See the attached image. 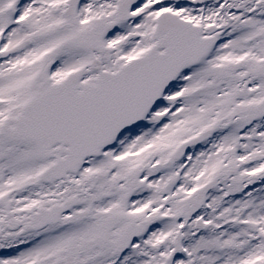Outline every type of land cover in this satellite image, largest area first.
<instances>
[{
  "label": "snow or ice",
  "instance_id": "6c2138e0",
  "mask_svg": "<svg viewBox=\"0 0 264 264\" xmlns=\"http://www.w3.org/2000/svg\"><path fill=\"white\" fill-rule=\"evenodd\" d=\"M0 264H264V0H0Z\"/></svg>",
  "mask_w": 264,
  "mask_h": 264
}]
</instances>
